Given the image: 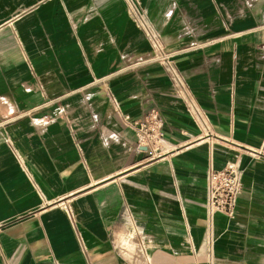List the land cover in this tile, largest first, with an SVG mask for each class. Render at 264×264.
Wrapping results in <instances>:
<instances>
[{
  "label": "crops",
  "instance_id": "crops-1",
  "mask_svg": "<svg viewBox=\"0 0 264 264\" xmlns=\"http://www.w3.org/2000/svg\"><path fill=\"white\" fill-rule=\"evenodd\" d=\"M136 1L152 39L125 0H0V264H264V0ZM150 110L152 161L123 123Z\"/></svg>",
  "mask_w": 264,
  "mask_h": 264
},
{
  "label": "built area",
  "instance_id": "built-area-1",
  "mask_svg": "<svg viewBox=\"0 0 264 264\" xmlns=\"http://www.w3.org/2000/svg\"><path fill=\"white\" fill-rule=\"evenodd\" d=\"M125 1L141 31L152 39L151 24L138 2L136 0ZM146 62L161 64L171 78L177 80L173 61L161 46L156 45L155 51L146 58ZM198 119L200 120L201 117L198 116ZM123 123L133 130L135 136L133 146L136 149L143 150L146 160L160 159L170 151L164 141L163 118L158 111L150 110L145 115L133 120L125 117ZM206 181L208 210L211 213L234 215L238 199L243 192L237 163L230 162L222 170L210 171L207 174Z\"/></svg>",
  "mask_w": 264,
  "mask_h": 264
},
{
  "label": "clouds",
  "instance_id": "clouds-1",
  "mask_svg": "<svg viewBox=\"0 0 264 264\" xmlns=\"http://www.w3.org/2000/svg\"><path fill=\"white\" fill-rule=\"evenodd\" d=\"M132 237H128V239L125 241V245L128 246L130 249L133 248L134 246L131 243Z\"/></svg>",
  "mask_w": 264,
  "mask_h": 264
}]
</instances>
